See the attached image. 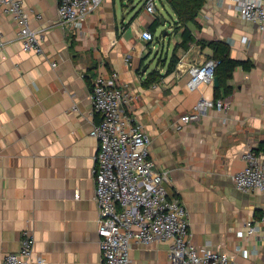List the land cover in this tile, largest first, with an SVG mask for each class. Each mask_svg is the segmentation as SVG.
I'll return each mask as SVG.
<instances>
[{
  "label": "crops",
  "instance_id": "crops-1",
  "mask_svg": "<svg viewBox=\"0 0 264 264\" xmlns=\"http://www.w3.org/2000/svg\"><path fill=\"white\" fill-rule=\"evenodd\" d=\"M23 1L43 53L23 50L16 21L0 7V264L20 250L28 229L34 258L45 264H102L99 141L91 135L102 116L91 90L98 74L112 72L132 97L128 114L151 137L169 195L188 211L193 243L236 264H264V243L247 226L264 212V193H241L233 182L249 149L264 153L260 27L242 18L234 0H205L200 28L188 27L194 40L184 49L185 29L167 0H157L154 15L144 0H104L79 30L60 23L59 0ZM144 31L153 42L142 38ZM215 41L227 43L230 57L250 69H235L226 82L231 92L220 82L191 91L189 70L214 59ZM203 98H225L231 107L182 122ZM170 246L136 245L132 264H170Z\"/></svg>",
  "mask_w": 264,
  "mask_h": 264
},
{
  "label": "built area",
  "instance_id": "built-area-1",
  "mask_svg": "<svg viewBox=\"0 0 264 264\" xmlns=\"http://www.w3.org/2000/svg\"><path fill=\"white\" fill-rule=\"evenodd\" d=\"M103 1L59 0V21L79 30ZM234 1L242 18L264 32V0ZM144 4L149 14L156 13L157 0H144ZM0 7L16 21L17 39L23 50L42 54L40 32L30 27L32 11L25 2L0 0ZM142 38L154 41L150 31H144ZM219 64L218 60L209 59L193 65L188 88L195 91L202 84L213 83ZM91 100L94 111L102 116L91 132L99 141L94 174L102 264H132L131 251L136 245L170 242V264H236L226 253L193 243L188 211L178 198L169 195L167 175L158 170L152 158L151 137L128 114L132 97L119 87L118 73L98 74L92 84ZM230 107L225 98H203L181 120L190 124L199 121L206 110L225 112ZM243 160L244 169L233 176L235 188L245 194L264 193V153L249 149ZM247 226L248 235H259L264 243V212ZM34 245L32 231L25 230L20 250L7 255L2 264H45L43 258H34Z\"/></svg>",
  "mask_w": 264,
  "mask_h": 264
},
{
  "label": "trees",
  "instance_id": "trees-1",
  "mask_svg": "<svg viewBox=\"0 0 264 264\" xmlns=\"http://www.w3.org/2000/svg\"><path fill=\"white\" fill-rule=\"evenodd\" d=\"M170 4L173 12L177 16V27L185 29L183 34L184 49H188L190 42L194 40L188 27L194 25L200 28L198 24V16L205 5V0H167ZM159 27V19L151 26V29L156 32ZM209 46L214 50V59L219 61V66L216 70V77L219 78V82L225 87L227 92H231V88L226 85V82L232 78L233 73L239 66H244L246 70L250 69V66L243 64V62L234 60L230 57V46L222 41L210 42ZM220 88V87H219ZM219 90V89H218ZM218 96V95H217ZM219 99V98H218ZM216 99V100H218ZM221 99V98H220ZM259 152H262L259 150Z\"/></svg>",
  "mask_w": 264,
  "mask_h": 264
},
{
  "label": "water",
  "instance_id": "water-1",
  "mask_svg": "<svg viewBox=\"0 0 264 264\" xmlns=\"http://www.w3.org/2000/svg\"><path fill=\"white\" fill-rule=\"evenodd\" d=\"M214 86L216 88H219L220 87V83H219V78L218 77H215V79H214Z\"/></svg>",
  "mask_w": 264,
  "mask_h": 264
},
{
  "label": "rangeland",
  "instance_id": "rangeland-1",
  "mask_svg": "<svg viewBox=\"0 0 264 264\" xmlns=\"http://www.w3.org/2000/svg\"><path fill=\"white\" fill-rule=\"evenodd\" d=\"M160 34V33H159Z\"/></svg>",
  "mask_w": 264,
  "mask_h": 264
}]
</instances>
